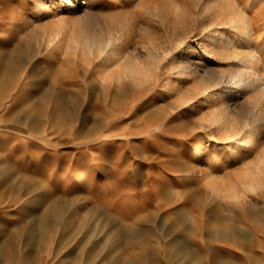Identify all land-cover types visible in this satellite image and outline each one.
Instances as JSON below:
<instances>
[{
    "label": "rangeland",
    "instance_id": "1",
    "mask_svg": "<svg viewBox=\"0 0 264 264\" xmlns=\"http://www.w3.org/2000/svg\"><path fill=\"white\" fill-rule=\"evenodd\" d=\"M73 1L0 0V264H264V0Z\"/></svg>",
    "mask_w": 264,
    "mask_h": 264
},
{
    "label": "bare ground",
    "instance_id": "2",
    "mask_svg": "<svg viewBox=\"0 0 264 264\" xmlns=\"http://www.w3.org/2000/svg\"><path fill=\"white\" fill-rule=\"evenodd\" d=\"M61 2L62 3L68 2L70 7L74 5L73 6L74 9H76L78 6H80V4L75 5V2L73 0H61ZM211 5L213 7H219V8H226V7L228 8L229 7L231 9L230 11H232L233 13H236V11H237L236 6L233 3H231L229 0H213ZM175 6L177 7V5H175ZM229 8H228V10H229ZM216 31H217L216 28L212 29L209 34L213 35ZM90 39L91 38L89 36H87L85 38L89 50H93L94 48H103L104 49L105 47L112 45L115 42V40L111 37L110 39H104V40L101 39L102 43L99 42V44H100L99 45L98 42H96V40H97L96 38H95L96 39L95 41L90 40ZM98 41H100V40H98ZM252 55H254V54H252ZM252 55L250 54V56H252ZM182 61H184V63L181 65V68L188 69L189 71L188 70L187 71L192 72V73L198 71L200 66H203V63H200L199 61H191L190 57H186L184 60L182 59ZM185 62H186V64H185ZM237 72H230V74H231L230 77H231V79H233L232 81H230L231 80L230 78L228 79V81H226V79L224 78V72H220L218 74H214L211 76H206V75L202 74L201 75L202 76L201 83H200V88L202 90L204 89L207 91V89H210V88L212 89V91L214 90L213 93L216 95L217 99L219 100V105H217L213 120H220V119L236 120L235 123H232V129H229L226 131V134H227L226 137L228 138L227 140L229 142L235 140L237 135H240V141L238 142L237 148L233 149L232 152L228 156V157H234L235 159L238 157H241V155H243L242 153H243V149H244L245 145H248V144L252 143L254 140L258 139L259 134L261 133V128H262L261 126L264 124V121L259 122L260 118H264V113H262V112H261V114L258 113L259 115H257L256 117L253 116L254 118L253 117L252 118H244L240 122H239V120L237 121V118H238L239 114H241L243 112V109L240 105V102L238 101L237 93H234L233 91L236 89L234 87L239 85L240 81L244 80V76L242 75V73H240V72L237 73ZM229 81H230V84L227 85V83H229ZM251 81H252V79L248 78L247 83H250ZM224 82H226V83H224ZM256 84H255V86H257ZM260 86H261V84H260ZM227 89H229V90L227 91ZM261 89H263V88H261ZM256 105H258V102H256ZM220 146L218 147V149L220 148ZM214 160H215L214 162H217L218 156L214 157ZM188 176L192 177L191 172L188 173ZM243 176L246 178L248 186L251 188V190L256 189L257 187H259L262 184V180H263L262 176L258 175V172L253 168L248 169L244 173Z\"/></svg>",
    "mask_w": 264,
    "mask_h": 264
},
{
    "label": "snow or ice",
    "instance_id": "3",
    "mask_svg": "<svg viewBox=\"0 0 264 264\" xmlns=\"http://www.w3.org/2000/svg\"><path fill=\"white\" fill-rule=\"evenodd\" d=\"M45 2H46V0H45Z\"/></svg>",
    "mask_w": 264,
    "mask_h": 264
}]
</instances>
